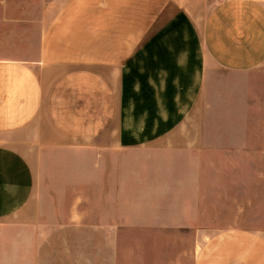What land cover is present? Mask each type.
Wrapping results in <instances>:
<instances>
[{"label":"crops","instance_id":"0c3cea01","mask_svg":"<svg viewBox=\"0 0 264 264\" xmlns=\"http://www.w3.org/2000/svg\"><path fill=\"white\" fill-rule=\"evenodd\" d=\"M263 68L264 0H0V264H95L47 239L128 231L264 264V182L231 160L255 156ZM51 149L86 159L85 195L46 196Z\"/></svg>","mask_w":264,"mask_h":264},{"label":"rangeland","instance_id":"374dc122","mask_svg":"<svg viewBox=\"0 0 264 264\" xmlns=\"http://www.w3.org/2000/svg\"><path fill=\"white\" fill-rule=\"evenodd\" d=\"M33 1V0H32ZM228 77V75H226ZM248 77V79H247ZM244 81L249 80L254 84V111L251 113L255 118V125L249 127V137L254 142L255 156L246 159H231L239 162L234 165H248L255 169V182H264V68L247 75ZM242 80V79H240ZM238 100V99H237ZM224 112V110H223ZM227 115L239 117L240 113L245 114V110L239 103L234 104L233 110H225ZM227 132L224 137L237 141L244 135V127L233 125L224 127ZM65 149L48 150L45 158L44 187L46 196L49 198L70 197L72 188L82 189L86 194L85 182L78 185L77 180L85 179L87 172L86 159L70 156ZM258 172H263L258 174ZM73 186V187H72ZM257 194L264 195V190H255ZM76 195V193H75ZM135 231H128V236L120 238H48L47 245L58 247H69L63 249V261L78 260L85 262L86 257L94 258L95 264H107L109 257L114 264V254L108 256L105 252L110 247L111 252L119 250L117 255L120 264H168L172 258L176 261L184 259L186 264H190V258L184 254L194 246V238H172V237H136ZM94 247L93 254L90 248ZM89 249V253L87 251ZM105 249V252H103ZM53 257V255H52ZM169 259V260H168Z\"/></svg>","mask_w":264,"mask_h":264}]
</instances>
